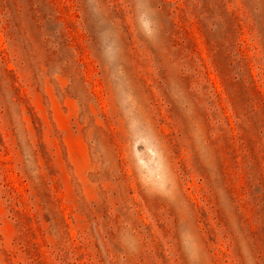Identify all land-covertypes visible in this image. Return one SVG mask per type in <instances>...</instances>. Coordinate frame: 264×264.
<instances>
[{"label":"rangeland","instance_id":"374dc122","mask_svg":"<svg viewBox=\"0 0 264 264\" xmlns=\"http://www.w3.org/2000/svg\"><path fill=\"white\" fill-rule=\"evenodd\" d=\"M0 264H264V0H0Z\"/></svg>","mask_w":264,"mask_h":264}]
</instances>
